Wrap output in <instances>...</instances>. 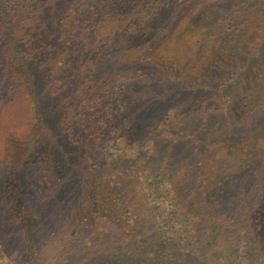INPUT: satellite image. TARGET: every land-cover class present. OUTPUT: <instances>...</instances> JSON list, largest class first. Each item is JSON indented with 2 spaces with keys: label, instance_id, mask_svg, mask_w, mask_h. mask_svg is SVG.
I'll list each match as a JSON object with an SVG mask.
<instances>
[{
  "label": "trees",
  "instance_id": "trees-1",
  "mask_svg": "<svg viewBox=\"0 0 264 264\" xmlns=\"http://www.w3.org/2000/svg\"><path fill=\"white\" fill-rule=\"evenodd\" d=\"M224 2L215 7L219 20L198 28L168 17L176 0H61L51 9L41 0H0V113L29 133L18 142L2 127L0 247L18 246L0 257L13 264H264V3ZM47 20L58 22L54 31ZM181 26L200 43L216 47L218 35L221 44L234 43L197 57L205 56L201 70L233 60L242 75L237 90L217 86L219 74L211 89L180 79L176 100L156 96L162 108L150 122L127 116L118 84L127 76L102 77L100 62L119 66L136 29L143 39L136 59L158 60L157 45ZM104 28L111 33L103 42ZM151 31L160 40L145 41ZM252 32L260 36L251 48ZM203 89L213 98L199 108L192 99ZM208 113L219 118L200 142ZM232 123L237 133L226 139ZM186 136L196 143L177 157L169 146ZM33 193L45 206H62L57 231L37 221Z\"/></svg>",
  "mask_w": 264,
  "mask_h": 264
},
{
  "label": "rangeland",
  "instance_id": "rangeland-1",
  "mask_svg": "<svg viewBox=\"0 0 264 264\" xmlns=\"http://www.w3.org/2000/svg\"><path fill=\"white\" fill-rule=\"evenodd\" d=\"M263 1L264 0H254V3H264ZM43 3L45 4L46 8L51 9L52 7L60 6L61 0H41V7L44 5ZM176 3L178 5L173 9L169 10L167 14L168 17L175 14L177 16H180L183 21L185 20L189 24V26H192V24H194L195 26H198V28L203 26L204 24L209 25L211 22H213V20H219L216 19L218 12L215 10V7L226 4L224 0H176ZM103 4L107 5L108 3L105 1ZM121 7L122 4H117L116 11L118 14L123 12L121 10ZM48 12L49 11H46V14H48ZM54 21L55 20L46 21V26L50 27V29L53 31L56 29V26L58 24V22ZM138 21L139 20H137V23ZM125 22V20H121L120 25L124 24L125 26ZM140 32V29H136V32L131 35L133 36V38H131L130 41L125 43L123 48L121 47V53L123 54V57H121L120 59L121 61L119 62V66H116V64H114L113 62H109L106 59L102 60L103 58L100 62V70H102V77L110 78V76L113 77V75L117 72H121L127 76V82L120 81V83H118L121 87H123L122 89L125 90L124 95L122 96V101L123 104L127 103L128 107H124V109L121 111H123V113L127 116L134 118L136 115H139L144 118L142 119V123L150 122L152 118L155 117L154 111H157V109H159L160 107L162 108L161 103L163 101L157 100L156 96H163L165 94V97H167L168 99L176 100L178 98L177 87L181 83L180 79H187L188 81L193 80L194 84H198L200 82L207 87L209 86L211 89L215 85L213 83L214 76L219 74V76L223 78V81L217 86L221 85L225 87V89L229 92H231L232 90L233 94L237 90L236 88H238L239 83L238 80L241 79L242 75H238L234 72V64L232 63L234 62L233 60H221L219 61L220 63L217 66V70H215L214 67H208L203 69V71L201 70V66L205 56H203L202 54L201 56L203 57H197L201 49L215 51L219 50L221 47L226 46V44H234L232 41L226 42L225 44H221L220 42L223 38L222 35L217 36L216 40H218V43H216L215 47L210 42H206V44L202 42L200 43L198 38L194 37L195 32L188 33L181 26L175 31L172 30V34L168 36V39L164 44L157 45V49L159 48L158 50L159 52H161V58L158 60L149 59L147 61L143 59L137 60V57L135 55L137 52V46H139L143 42ZM110 33V29L106 28L101 31V37H104L102 38L104 39L103 42L105 41V39H107L106 37L110 35ZM93 34H95V30ZM145 35V41L154 40V36L156 37V39H159L157 34L152 31L149 34L145 33ZM258 35L259 33L252 32L251 37L253 40L250 41L248 39V45L251 46V48L256 42H258L260 36ZM227 39L230 40L229 38ZM116 48L117 47L112 49ZM196 49L198 51L197 53H194ZM205 54L207 53L204 52V55ZM259 60L260 59H258L257 63L259 62ZM3 69L4 67L0 66L1 75L5 74ZM199 73L201 74L199 75ZM151 79L152 81L149 82V80ZM95 82L96 81L93 80L92 85ZM2 84L4 85L3 82ZM212 98L213 95L209 92V89H203L194 96L192 102L195 104V106L197 103L200 108L203 107L202 103L206 102L207 99L210 100ZM5 114L3 111L2 113H0V118L3 116L0 120V141L3 140L2 127L4 125H6L7 128L10 129V132L14 134L11 138L17 139L18 142L20 136L23 137L24 135H29L27 131V126H22V124H20V119H17V121L13 120L11 122H8L6 120ZM54 117L57 119L59 116L57 114H54ZM207 118H209V121L207 123L206 130H202L200 133H197L196 136V140H199L200 142L208 141L210 139V132L208 128L210 124L215 121V119L219 118V115L215 113H208ZM247 120L249 121V119ZM218 128L220 127L218 126ZM224 130L226 131L227 129ZM229 132L230 133L228 136H226V139H230L231 136L236 135L237 130H235L234 128V123H232L231 131ZM42 135H44V133H42ZM196 140L192 141L191 137L186 136L183 140L179 142L180 144L177 143L175 146H173V144H170L169 147H175L173 150H175V154L178 157L179 154L182 153L183 149L186 150V148H191V146L195 145H191L190 142L196 143ZM63 143L64 146H67L65 145L67 143ZM0 158L2 157L0 156ZM174 159L172 160V162L174 161ZM164 160L167 161L166 158H164ZM32 196L36 204L31 206V210L39 213L38 217H40V221H37L41 224L47 225L50 230L57 231V229L59 228L57 216L61 214L62 206L58 202L56 203L54 200L49 203L50 205L48 204L47 206H45L43 201H40L41 198L39 193L37 195L33 193ZM39 201L40 203H38ZM76 214L77 213H75V215ZM11 230H14L15 234L19 233L15 226H12ZM3 244L4 247H0V252L4 257L6 254L5 252H7L10 248L9 244H12L14 247L18 246L17 241H5V243ZM2 257H0V264H13L12 258Z\"/></svg>",
  "mask_w": 264,
  "mask_h": 264
}]
</instances>
